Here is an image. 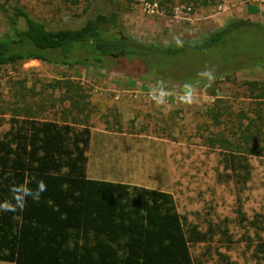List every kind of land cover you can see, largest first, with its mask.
<instances>
[{"label":"rangeland","instance_id":"rangeland-1","mask_svg":"<svg viewBox=\"0 0 264 264\" xmlns=\"http://www.w3.org/2000/svg\"><path fill=\"white\" fill-rule=\"evenodd\" d=\"M7 1L22 5L49 29L78 28L99 13L121 10L118 32L159 45H177L174 37L182 43L200 38L231 19L264 24V0H218L206 7L176 0L172 14L150 0H118L114 4L110 0ZM12 12L0 11V38L11 33ZM20 27H25L22 18ZM241 36L233 47L228 44L209 51L187 49L151 57L153 70L144 59V64L132 66L131 74L96 66L93 59L73 66L37 59L4 65L0 67V133L17 115L87 122L94 130L88 151L90 174L95 171L97 179L125 180L133 193L134 187L168 193L175 209L202 230L209 224L217 230L224 224L229 227L236 244L227 246L218 231L213 241L191 248L196 260L217 264L219 250L238 264H264L252 256L253 247L242 240L248 234L255 236V228L240 223L237 213L240 196L249 219L256 213L264 218V157H251L252 178L241 186L220 176L225 172L222 153L205 142L215 130L205 111L216 97L228 99L238 112L249 107L252 92L247 83H264V62L254 63L253 55H240L264 49V35H255L249 28ZM47 53L53 59L58 57L55 51ZM88 56L89 50L78 48L69 58ZM206 68L215 74L210 87L200 76ZM157 82H163L169 93L162 105L149 96ZM188 82L198 93L197 102L191 104L179 99ZM260 233L264 237V231Z\"/></svg>","mask_w":264,"mask_h":264},{"label":"trees","instance_id":"trees-1","mask_svg":"<svg viewBox=\"0 0 264 264\" xmlns=\"http://www.w3.org/2000/svg\"><path fill=\"white\" fill-rule=\"evenodd\" d=\"M118 0H110L112 4ZM172 14L176 0H150ZM194 7L218 0H182ZM9 15L11 33L0 38V67L24 60H42L73 66L94 60V65L127 71L144 64L153 70L151 57L175 55L187 49L209 51L234 44L247 29L264 35V24L231 19L183 46L138 41L118 32L121 10L99 13L78 28L49 29L22 5L3 0L0 11ZM25 27H20V19ZM233 47V46H232ZM78 48L89 50L85 59L69 58ZM57 52L51 58L47 52ZM93 51V53H92ZM181 51V52H180ZM95 54L94 57H90ZM264 62V49L241 52ZM116 55V56H115ZM152 60V59H151ZM132 62V63H131ZM130 63V64H129ZM250 103L233 110L228 99L216 97L205 115L215 130L206 137L209 148L220 150L225 172L220 176L246 185L252 178V156L264 157V83L249 81ZM214 92V91H213ZM217 96L215 93H213ZM75 107L78 101H73ZM0 133V205L26 201L23 211L0 209V260L14 264H203L191 248L213 241L217 232L231 247L237 240L227 225L209 224L206 230L179 213L168 193L88 176L92 130L77 119L48 120L13 116ZM3 122H1L2 124ZM43 181L38 200L26 195ZM15 186V188H13ZM26 186V187H21ZM15 194V199L13 196ZM240 223L255 228L242 239L253 247L252 256L264 261V218L249 219L237 198ZM226 223V220H224ZM217 264H238L217 250Z\"/></svg>","mask_w":264,"mask_h":264},{"label":"clouds","instance_id":"clouds-1","mask_svg":"<svg viewBox=\"0 0 264 264\" xmlns=\"http://www.w3.org/2000/svg\"><path fill=\"white\" fill-rule=\"evenodd\" d=\"M174 40L177 46H181V47L183 46L182 40L179 37H174ZM200 76L202 79L208 82L207 86L209 87L215 81V74L211 69L206 68L202 73H200ZM168 95L169 93L163 82H157L156 85L152 86V89L149 93L150 98L157 105H162L166 103ZM179 99L181 100V102L188 104L197 102L198 99L197 90L190 82L185 84L184 92L179 97ZM21 187H26V186H21ZM13 188H15V186H13ZM45 190H46V185L44 184L43 181H39L38 188L36 190L28 189L26 195H31L33 200H38L40 197V193ZM13 199H15V194L13 196ZM25 206H26V201H16L15 205H12L10 201H6L3 205H0V209H2L3 211H16L17 209L23 211Z\"/></svg>","mask_w":264,"mask_h":264},{"label":"crops","instance_id":"crops-1","mask_svg":"<svg viewBox=\"0 0 264 264\" xmlns=\"http://www.w3.org/2000/svg\"><path fill=\"white\" fill-rule=\"evenodd\" d=\"M250 13V12H249ZM250 15H254V14H250ZM93 131L94 130H92V136H93ZM102 133H107V131H102ZM110 133V132H109ZM137 136H140V135H137ZM92 140V139H91ZM90 147H91V145H90ZM89 159H90V157H89ZM88 164H89V161H88ZM88 167H89V165H88ZM88 170V169H87ZM91 172V171H90ZM90 172H89V170H88V176L89 177H91V178H96L95 176H94V173H95V171H93L92 172V174H90ZM104 180H109V181H118V182H125V180H117V179H111V178H104ZM1 261V260H0ZM4 262H7V261H4ZM10 263H12V262H10ZM14 264V263H13Z\"/></svg>","mask_w":264,"mask_h":264},{"label":"built area","instance_id":"built-area-1","mask_svg":"<svg viewBox=\"0 0 264 264\" xmlns=\"http://www.w3.org/2000/svg\"><path fill=\"white\" fill-rule=\"evenodd\" d=\"M190 9V8H189Z\"/></svg>","mask_w":264,"mask_h":264},{"label":"water","instance_id":"water-1","mask_svg":"<svg viewBox=\"0 0 264 264\" xmlns=\"http://www.w3.org/2000/svg\"><path fill=\"white\" fill-rule=\"evenodd\" d=\"M116 56V55H115Z\"/></svg>","mask_w":264,"mask_h":264}]
</instances>
